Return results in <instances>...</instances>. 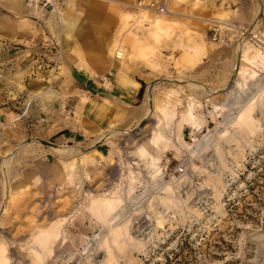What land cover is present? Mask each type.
<instances>
[{
	"label": "rangeland",
	"instance_id": "rangeland-1",
	"mask_svg": "<svg viewBox=\"0 0 264 264\" xmlns=\"http://www.w3.org/2000/svg\"><path fill=\"white\" fill-rule=\"evenodd\" d=\"M150 1L0 12V264H264V0Z\"/></svg>",
	"mask_w": 264,
	"mask_h": 264
},
{
	"label": "crops",
	"instance_id": "crops-1",
	"mask_svg": "<svg viewBox=\"0 0 264 264\" xmlns=\"http://www.w3.org/2000/svg\"><path fill=\"white\" fill-rule=\"evenodd\" d=\"M72 3V2H71ZM71 5V4H70ZM69 5V6H70ZM23 6V0H0V12H7L9 10H18L20 9L21 7ZM62 9H60V11H58L56 14L58 15H61L63 13V11H61ZM6 14V13H5ZM1 17V15H0ZM158 22H155V24L152 22L151 24L152 25H159L160 24V21L162 19H156ZM2 21H0V24H1ZM10 34V38H13V35ZM230 53V49H229V46H226V45H211L209 46V48H207L205 51H204V54L201 56L202 58L205 57L204 55H207V56H210V58L212 59H220L223 58V57H227ZM114 66V64H113ZM116 66V67H115ZM115 71H117L118 67L117 65H115ZM83 72V71H82ZM83 74H87L89 75V72L85 71L83 72ZM86 75V76H87ZM122 77H126L127 76H122ZM120 77V78H122ZM126 80V79H125ZM124 83H128L129 86L126 88V89H123L121 88L120 86L116 89V96L118 97V99L122 102H127L125 99L126 98H131V95H133L135 93V90H136V84L131 80H126V81H123ZM130 88V89H128ZM53 135V143L55 142V144H59L61 142H67V141H70L71 139H74V134L71 133V132H68V131H63V132H57V133H52L50 136Z\"/></svg>",
	"mask_w": 264,
	"mask_h": 264
},
{
	"label": "built area",
	"instance_id": "built-area-1",
	"mask_svg": "<svg viewBox=\"0 0 264 264\" xmlns=\"http://www.w3.org/2000/svg\"><path fill=\"white\" fill-rule=\"evenodd\" d=\"M38 4L41 7H56L59 4L66 2L68 0H29ZM150 5H153L154 9L162 12L164 7L162 3L158 0H151ZM239 29V37L243 36V29L236 26L234 23L230 21H222L221 23H215L209 28V38L215 42L227 43L231 40L230 32L233 30ZM237 40H235V44H237ZM242 42V41H240Z\"/></svg>",
	"mask_w": 264,
	"mask_h": 264
},
{
	"label": "water",
	"instance_id": "water-1",
	"mask_svg": "<svg viewBox=\"0 0 264 264\" xmlns=\"http://www.w3.org/2000/svg\"><path fill=\"white\" fill-rule=\"evenodd\" d=\"M236 57H237V59L239 58V52H237ZM161 80H163V81H174V82H184L183 79H181V78H175V77H162ZM148 104H149V107H151V101H148ZM101 140H102V139H98V140H96V141H95V142H96L95 144L101 142ZM40 142H42V143H44V144H47V145L51 144V143H49L48 141L43 140V139H40Z\"/></svg>",
	"mask_w": 264,
	"mask_h": 264
},
{
	"label": "bare ground",
	"instance_id": "bare-ground-1",
	"mask_svg": "<svg viewBox=\"0 0 264 264\" xmlns=\"http://www.w3.org/2000/svg\"><path fill=\"white\" fill-rule=\"evenodd\" d=\"M69 1H72V0H69ZM58 9H59L58 6H56V7L54 6V7L51 8V10H53V11H58ZM159 15H161V14H159ZM153 23L155 24V22H153ZM244 34L248 35V32H245ZM249 36H250V35H249ZM238 60H240V54H239V58H238ZM239 72H240V71H239ZM239 72H238V73H239ZM191 85H194V84L191 83ZM128 89H130V88H128ZM51 147H55V148H56V146H51Z\"/></svg>",
	"mask_w": 264,
	"mask_h": 264
},
{
	"label": "trees",
	"instance_id": "trees-1",
	"mask_svg": "<svg viewBox=\"0 0 264 264\" xmlns=\"http://www.w3.org/2000/svg\"><path fill=\"white\" fill-rule=\"evenodd\" d=\"M159 264V263H158Z\"/></svg>",
	"mask_w": 264,
	"mask_h": 264
}]
</instances>
